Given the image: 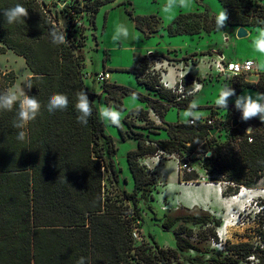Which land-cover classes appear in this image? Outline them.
<instances>
[{"label":"trees","instance_id":"trees-1","mask_svg":"<svg viewBox=\"0 0 264 264\" xmlns=\"http://www.w3.org/2000/svg\"><path fill=\"white\" fill-rule=\"evenodd\" d=\"M220 2L228 12L229 25L264 28L263 5L252 0ZM16 3L29 9V16L8 25L0 14V55L12 50L24 58L31 72L28 81L33 84L31 89L27 87V94L36 96L41 110L24 129L23 142L17 140L19 130L13 127L19 104L12 111H0V264H77L81 257L85 258V264H240L251 257H258L259 264H264V248L252 241L225 244L221 249L225 254L207 248L209 240L218 242L216 227L221 220L203 208L182 207L167 216L162 227L174 232L175 247L161 246L150 233L147 242L141 244L133 236L135 226L145 224L139 203L150 209L157 190L156 178L141 158L163 151L184 154L193 161L202 160L208 174L222 176L228 182L227 190L236 193L241 186L253 188L264 177V124L256 118L242 121L240 111L234 108L227 120L219 119L215 125L219 128L217 135L226 133V140L218 142L216 134H211L214 126L207 123L208 116L219 115L215 110L194 124L166 122L169 109L187 108L193 95L178 98L179 94L161 85L160 74L151 72L155 53H135L134 67L128 71L136 75L149 94L105 81L102 82L105 103L123 111V98L135 93L162 122L156 124L148 118L149 110L138 109L139 118L146 121L139 127L150 132L165 130L167 137L154 140L136 132L137 148L127 154L134 190H122L124 200L133 209L127 216L123 206L105 192L104 173L118 182L113 158L115 138L107 133L99 117L96 100L101 93L85 84L82 52L85 42L76 35V30L70 29L85 11L90 12V22L95 26L96 14L104 1L87 0L80 5L79 0H73L61 6L70 21L65 29L68 41L61 45L52 43L48 35L52 27L63 30L50 8L46 9L38 0H0V10ZM134 20L137 29L147 35L159 30L156 15H138ZM216 30L215 18L201 11L181 13L168 26L170 35ZM259 73L257 84L242 81L236 94L243 88L264 92V71ZM97 74H92L95 82H99ZM186 78L194 80L190 73ZM14 81L13 73H0V92L8 91ZM190 87L187 84V89ZM83 89L88 92L93 109L86 126L78 122L75 109L76 93ZM55 93L65 94L69 104L66 110L49 113L48 100ZM129 113L124 123L131 128L138 126L128 120ZM235 118L241 124L234 127ZM251 124L254 130L247 133ZM118 127L125 138L121 126ZM250 135L252 142L248 141ZM198 177L194 171L185 180ZM194 227L201 230L195 232ZM259 235L264 241V230ZM188 252L196 255L183 258L182 254Z\"/></svg>","mask_w":264,"mask_h":264},{"label":"rangeland","instance_id":"rangeland-1","mask_svg":"<svg viewBox=\"0 0 264 264\" xmlns=\"http://www.w3.org/2000/svg\"><path fill=\"white\" fill-rule=\"evenodd\" d=\"M38 1L42 5H45L44 7L46 9L50 8L52 10L53 15L58 17V23L63 29L64 27L66 29L70 26L69 18L61 11L60 3L62 0ZM67 1L71 2L73 0ZM103 1L104 4L100 6L96 14L95 26L90 22V12L85 11L78 18L76 25L70 27V29L76 30V35L85 42V46L82 49L85 58V71L91 74L108 71L111 76L108 82L127 86L138 93L144 94L146 90L149 93L146 87V90H144L140 86L142 84L138 82L136 75L128 71V69L133 68L134 54L140 53L145 55L150 52H155V59L171 60L175 57L173 51L169 52L170 49H177L179 54L177 58L185 61L187 65L190 64V61L187 59L190 56H194L193 63L195 65L199 63V65L205 66L204 72H201L203 73L202 75H192L194 80L201 84L199 91L195 92L194 95L192 94V101H195L199 105L198 110L202 118H206V115L215 110L222 120H227L233 114L235 96L229 99L228 109H223L215 104L220 91L225 84H231L237 91L239 90L240 83L249 80L250 76L246 74L238 76H233L230 73L219 74L218 70L213 67L214 61L219 60L221 55L227 61L244 60L247 56H250V58L255 59L260 64H264V53L258 52L253 44V40L258 35L257 30L263 28L260 26H248L251 33L241 38L236 34L238 26H232L228 23L222 29L223 31L216 30L211 33L202 32L197 35H170L168 33V26L181 13L201 11L207 12L209 16L215 18L220 11L224 10L220 0H190L188 7H177L172 15L162 12V6L166 3V0ZM252 1L264 6V0ZM79 2L81 3L80 5H84L87 0H81ZM138 15H156L159 18V30L147 35L137 29L134 17ZM118 24H124L128 28L129 36L127 39L113 40V35ZM182 69L185 70V68ZM0 73L14 74L15 81L9 90L15 93L18 98L23 99V94L25 92L27 94V85L25 82L31 76V72L24 58L12 50L1 54ZM184 74L187 73L184 71ZM254 74L255 72L253 76ZM85 84L89 89L101 93V97L96 100L98 110L100 107H107L105 95L102 93V82H95L94 77H87L85 78ZM246 90L253 94L258 92L253 88H244L238 95ZM144 104L146 103L137 96L135 99L133 95H128L123 98L125 110L121 111L122 119L120 126L125 134V138L121 137L119 127L105 123L107 133L113 135L115 138L116 153L113 158L116 165V172L118 173V182L114 177L104 173L105 192L113 201L123 206L122 210L127 216L132 213L133 209L124 200L122 190H126L127 192H133L134 190V182L128 166L127 154L129 151L137 148L135 134L136 132H143L144 135L154 140L167 136L166 131L162 129H154L153 132H150L149 129L139 127L146 124V121L139 118L141 116L137 110L135 112L130 111ZM186 109L172 107L166 113L165 121L170 123L176 122L178 119L184 121L182 113ZM127 113H129L128 120H133L138 126L131 128L124 123V117ZM153 117L148 113L150 120H154ZM256 119L259 120L258 117ZM239 123L241 124L240 121ZM250 126L254 128V124H251L247 126L246 132ZM225 134V132L219 135L216 134V140L218 142H224L226 140ZM158 154L141 158L142 164L147 168L149 167V170L154 174L157 182V190L153 193L154 202H152L150 209L143 202L139 203L142 214L145 217V224L140 226L136 223L139 226H135L134 228L137 237L134 234L133 236L138 240L139 244L147 242V235L150 233L161 246L175 247L176 238L174 232L163 229L162 223L169 214L174 213L182 207L194 209L203 208L221 220V225L216 227V234L219 240L218 242L209 240L205 245L207 248L225 254L226 252L221 251L219 244H222L221 246L224 247L225 244H235L242 241H252L256 245L260 243L261 239L259 234L264 230V177L253 188L241 186L235 193L234 191L227 190L228 182L222 176L208 174L203 168L202 160L193 161L191 158L179 153L170 154L159 152ZM185 164H188L190 169L185 168ZM177 165L180 167L179 172L177 171ZM194 171L198 173V179L186 181L185 178L188 174ZM177 174L179 175L178 182ZM198 182L201 186L196 185ZM175 183H178V187ZM214 183L220 184L221 186L212 185ZM169 186L174 191L166 193L165 189ZM249 191L251 193L248 195L245 194ZM240 193H244L246 196L244 197L243 194L244 198L241 202L234 205L232 196ZM225 221L232 223V225H229L228 229L224 228L225 232L221 234V226ZM194 230L197 232L201 229L194 227ZM195 255V252H188L183 253L182 257L188 258ZM259 263L260 259L256 257V259H249V261H243L240 264Z\"/></svg>","mask_w":264,"mask_h":264},{"label":"clouds","instance_id":"clouds-1","mask_svg":"<svg viewBox=\"0 0 264 264\" xmlns=\"http://www.w3.org/2000/svg\"><path fill=\"white\" fill-rule=\"evenodd\" d=\"M190 4V0H166V3L162 6V12L168 15H172L174 10L179 8H186ZM0 14L3 16L4 24L12 25L20 23L29 16V9L23 6L21 3H16L11 7L0 10ZM228 12L226 9L220 11L215 17L216 29L221 31L226 27L228 21ZM261 23H264L262 21ZM42 27V24L40 25ZM223 31V30H222ZM258 35L253 40L255 49L264 53V28L257 30ZM48 35L52 43L56 45L65 44L68 40L66 38L65 27L63 30H59L55 27L49 29ZM129 36L128 28L124 24H118L113 35V40L127 39ZM252 62H249L251 64ZM257 71H264V64L257 63L255 65ZM256 82L255 84H257ZM25 84L29 89L33 84L31 81H26ZM199 89H194L195 94ZM235 96V108L241 113V120L247 122L253 118H259L264 121V92L251 93L245 91L240 95L236 94L235 88L231 84H225L220 91L218 98L215 101L216 106L228 109L229 99ZM133 98H136V94L133 93ZM75 109L78 113L77 120L83 125H87L89 118L92 115L91 100L88 92L83 89L76 93ZM18 103L19 108L16 112V118L13 121V127L18 129L17 140L23 142L26 139V133L24 129L30 121H34L40 114L41 103L38 101L35 95H28L26 92L23 94V99H18V96L11 90L0 92V111H12L14 105ZM69 104L68 97L63 93H55L49 97L47 104V111L49 113H55L56 111L66 110ZM199 105L192 101L189 103L187 109L182 113V117L186 123L194 124L202 119L199 112ZM100 120L106 124L113 126H120L121 124V111L112 106L99 108ZM253 129L249 127L247 132L250 133ZM195 143H199L198 141ZM174 189L171 186L165 189L166 193H171ZM77 264H85V258L81 257Z\"/></svg>","mask_w":264,"mask_h":264},{"label":"built area","instance_id":"built-area-1","mask_svg":"<svg viewBox=\"0 0 264 264\" xmlns=\"http://www.w3.org/2000/svg\"><path fill=\"white\" fill-rule=\"evenodd\" d=\"M79 1H81V0H79ZM249 62H252V63L249 64ZM256 64H257V62L253 58H246L244 60L227 61L226 58L223 55H221L219 60L214 61L213 67L218 70L219 74L230 73L233 76H237V75H240L243 73H246V74H253L254 72L258 73L259 71H257L256 67H255ZM151 72L153 74L157 73L152 68H151ZM186 75L187 74H184L183 71H181V73L178 75V79L175 83H172L171 81L166 80L162 76V74H160L159 80H160V83L163 87H165L167 89H171L173 92H176L177 94L180 95L178 98H182V97L189 96L191 93H193L194 89H197V88L199 89L201 86V84L196 82L195 80L189 81L186 78ZM85 76H86V78L92 77V74L89 72H86ZM109 78H110V73L108 71H103V72H100L97 74V80L99 82L108 81ZM187 84H189L191 86L189 89H187ZM219 119H222L219 115L208 116L207 123L216 127L215 125L217 124ZM252 129H254V128H252ZM248 141L249 142L253 141V137L251 135L248 136ZM162 152L163 151H160V153H162ZM157 155H159V154H157ZM177 166H178L177 171L179 172L180 167H179V165H177ZM184 167L190 169L188 164H185ZM133 234L135 237H137L136 231H134ZM259 244L261 245L262 248H264V241L260 240ZM221 245L222 244H219L220 248L222 249L223 247ZM251 259H254V257H251Z\"/></svg>","mask_w":264,"mask_h":264},{"label":"crops","instance_id":"crops-1","mask_svg":"<svg viewBox=\"0 0 264 264\" xmlns=\"http://www.w3.org/2000/svg\"><path fill=\"white\" fill-rule=\"evenodd\" d=\"M173 51L174 52V57L175 58H172L171 60H168V59H163V60H158V59H154L152 61V69L154 71H156L157 73L159 74H162V76L166 79V80H169L173 83H175L178 79V75L181 73V71L183 70V73L185 71V73H190L191 75H202L203 73L201 72H204L205 70V66L204 65H199V63L197 65H195L193 63V57L194 56H190L189 59H187L188 61H190L189 65H187L185 63V61L181 60L180 58H177L179 57V54H178V50L177 49H170L169 52ZM151 53V52H150ZM155 53V52H153ZM149 54V53H148ZM177 54V56H176ZM188 55V54H187ZM186 56V55H185ZM246 58H250V56H247ZM195 59V58H194ZM175 62V63H174ZM257 62V61H256ZM259 63V62H257ZM133 67H134V64H133ZM182 68H185L182 69ZM181 69V71L179 72V70ZM179 72V74H178ZM259 72H263V71H259ZM255 73L254 76L253 74H249L250 76V79L249 81L251 82H257L259 80V77H260V73ZM177 75V76H176ZM111 77V76H110ZM140 85V84H139ZM141 87H143L144 90H146L145 86L143 85H140ZM244 89V88H243ZM146 94H149L146 90L145 92ZM144 93V94H145ZM153 96V95H152ZM138 109H145V110H149V114L151 116H154L153 119L155 120L156 123H162L161 120L159 119V117L154 113V111L149 108V106L147 104H144V105H139L136 109H133V110H138ZM210 114V113H209ZM208 114V115H209ZM206 115V116H208ZM260 120V119H259ZM180 121H183L182 119H178L176 122H180ZM261 121V120H260ZM263 124H264V121H261ZM175 123V122H173ZM165 131V130H164ZM167 135V134H166ZM167 137V136H166ZM165 137V138H166ZM176 179V178H175ZM179 181V175L177 174V182ZM197 183V182H196ZM177 184V187H178V183H175ZM185 185V184H184ZM196 185H200L199 182L198 184ZM211 185V184H209ZM201 186V185H200ZM207 191V190H206Z\"/></svg>","mask_w":264,"mask_h":264},{"label":"water","instance_id":"water-1","mask_svg":"<svg viewBox=\"0 0 264 264\" xmlns=\"http://www.w3.org/2000/svg\"><path fill=\"white\" fill-rule=\"evenodd\" d=\"M67 3V0H62L61 3H60V6H64L65 4ZM251 33V30L248 26H244V25H240L238 26L237 28V36L239 38L241 37H245V36H248L249 34ZM239 119L235 118L233 119V126H237L239 124ZM252 128V126H250ZM219 131V128L218 127H213L211 129V134L212 135H215L217 132ZM208 155H210V152L208 153ZM196 155H193V157H195Z\"/></svg>","mask_w":264,"mask_h":264},{"label":"bare ground","instance_id":"bare-ground-1","mask_svg":"<svg viewBox=\"0 0 264 264\" xmlns=\"http://www.w3.org/2000/svg\"><path fill=\"white\" fill-rule=\"evenodd\" d=\"M212 185H219V184H216V183H214V184H212ZM220 187V186H219ZM249 193H251V191H249L248 193H245V194H249ZM244 194V193H243ZM243 194H236V195H234V196H232V202H233V204L235 205L236 203H238V202H241V200L246 196L245 194H244V197H243ZM232 220H234V218H232ZM229 225H232V223H230V222H227V221H225L224 223H223V225L221 226L222 228H221V234H224V232H225V230H224V228L225 229H228V227H229Z\"/></svg>","mask_w":264,"mask_h":264}]
</instances>
